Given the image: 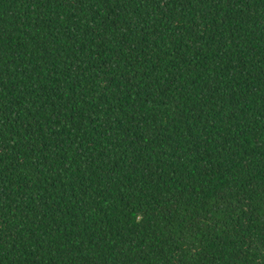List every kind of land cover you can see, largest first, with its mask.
<instances>
[{
  "label": "trees",
  "instance_id": "16d2710c",
  "mask_svg": "<svg viewBox=\"0 0 264 264\" xmlns=\"http://www.w3.org/2000/svg\"><path fill=\"white\" fill-rule=\"evenodd\" d=\"M0 264H264V0H0Z\"/></svg>",
  "mask_w": 264,
  "mask_h": 264
}]
</instances>
